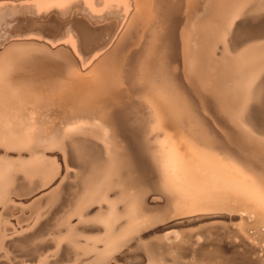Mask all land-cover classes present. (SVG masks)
I'll list each match as a JSON object with an SVG mask.
<instances>
[{
  "label": "rangeland",
  "instance_id": "rangeland-1",
  "mask_svg": "<svg viewBox=\"0 0 264 264\" xmlns=\"http://www.w3.org/2000/svg\"><path fill=\"white\" fill-rule=\"evenodd\" d=\"M141 1H144V6L149 5L148 11L146 6V9H143V6L141 7L143 4H141L139 11L136 12L137 16L142 15L140 13L143 12L144 21L140 16V19L135 17L134 22L131 21V23L127 19L123 25L124 6L119 1H111L104 5L101 0H98L91 7L84 0H75V2H69L70 5L67 3L58 9L56 7L47 10L38 8L39 11L34 6L21 9L0 7V51L10 39L18 36L34 37L36 41L49 47L51 44L69 40L68 37L71 36L69 37L70 42H74L75 50L71 48L72 44L69 41L64 43L61 49L69 53L78 68L77 72L86 74L91 70L86 69V72H82L81 68L87 65L91 56L95 52L99 53L104 50L112 40H114L112 46L118 42L123 28L127 26L125 28L127 31L119 42L120 47L118 48V50L123 49L120 50L122 53L128 48L126 55L124 54L122 58V54L120 52L118 54L116 50L117 54L115 53L114 57L117 58L118 65L116 58L113 57L115 65L119 68L124 67L126 65L124 62L128 64L127 61L130 59L129 57L127 59L129 53L132 54L131 57L140 52V47H142L140 45L143 41L140 38L144 36V30L149 28L146 26L156 24V22L152 23L151 19L156 16L158 10H161L160 5L162 11L167 12L166 9L175 2L171 0L172 4L168 0H140L139 3ZM183 1L176 0V3L179 2V7H181ZM167 3L171 6L168 7ZM154 4H158L156 5L158 9ZM178 4L175 5V9L179 10ZM223 5L222 7L220 3L217 7H220V13H218L220 17L229 7L226 4ZM89 6L93 9L92 12ZM151 6L157 11L154 10L155 8L151 9ZM172 7L170 9H173ZM154 11H156L155 14H153ZM170 13L171 10L168 14ZM176 14L181 16L178 12ZM158 16L155 19L158 20ZM177 16H174L176 20ZM219 16L217 15L218 23L215 21L213 26L205 30L206 36L203 34L194 60L195 81L209 108L207 105L197 104L199 105L197 106L191 101L194 100L192 99L193 94L185 88V82L179 75L182 69L180 71L178 64L181 65V63L177 64V62L180 61L165 59L168 64L164 63V60L162 64L166 65L165 67L161 66L162 64H159V67L153 64V72L156 67L159 68L160 73L164 72L160 74L162 77L158 78L161 79L160 84L162 82L161 85L164 86L166 92L162 90L160 95L170 96V104H163L153 94L150 97L154 103H151L150 98L149 100L146 98L147 96L138 97L139 88H135L138 83L136 79H133L136 86L134 83L132 84L135 87L129 84L131 92L129 89L126 92V100L123 99L124 105L122 102V104L119 103L121 106L116 105L113 111L92 115L89 118L90 122L72 123L91 127H86L84 131L89 134L94 146L103 147V154L100 157L90 152L83 158L77 157L75 161L69 159L63 145L65 129L73 127L72 124L63 128L64 131L61 129L58 144L55 142V146L51 145L50 148L47 143L28 144L29 130L25 125L17 122L21 119L26 120L29 110L23 111V118L20 116L21 119L18 120L4 118L3 139L8 146L5 145L4 149L0 150V156L4 158L3 164L7 162L6 168H3V181L0 182V242L4 247L0 264H85L81 257L86 256L88 251L94 252V255L88 256V264H121V261L116 258L96 261V256L108 252L111 246H117L123 251L122 264H231L238 252L245 255L250 253L253 257L260 259V264H264V259L260 258V253L264 252V214L247 203L242 193L239 192L238 177L224 165L221 153L215 150V147L220 145L216 132L207 131V127L211 130L218 129L222 134L219 137L228 140L237 139L242 135L235 126L232 116L236 110L245 75L248 73L260 75L261 61L256 52L236 58L229 48L219 43L217 29L223 25V19ZM250 16V23L255 33L257 35L264 33V3L255 0L250 5ZM218 18L221 20L218 21ZM137 19L138 22L135 23ZM74 21L96 37L92 43L82 44L81 40L76 37L72 29ZM141 23L142 25L147 23L146 26L143 25L145 28H141ZM147 30L146 32H149ZM135 35L139 36L135 38ZM131 40H134V44L137 42L135 46L131 45ZM128 41L131 42L130 47L127 45ZM124 45L127 47L125 48ZM169 61L173 64L171 65ZM168 65L169 70L166 68ZM103 66H109V63ZM163 68L168 72L174 70L173 75L165 72ZM154 73L157 75L159 72ZM149 74L153 73L149 72ZM174 75L176 78H173ZM170 90L175 93V97ZM168 91L173 95L172 98ZM2 92L5 93L3 86ZM147 93L145 91L144 95ZM132 95H135V98H132ZM57 97L54 95L50 97V100H44V104H47L44 108L49 109L48 116H51L48 119L50 124L61 121H57L61 115H69L68 118L71 120L73 118V116L70 117L71 113L64 115L67 109L64 108V102L57 105L58 110ZM176 97L179 102L183 103H178ZM51 100H53L52 103ZM172 104L180 105L177 107L179 109L177 110ZM4 109H6L4 114L10 110L8 106ZM153 111L159 114L161 131L159 130L158 134L152 129ZM55 112L56 115H53ZM116 113L119 115H115ZM193 116L199 121L196 125ZM183 121L187 122L183 124ZM5 124L7 127L4 126ZM10 129L18 132L15 133ZM20 131L22 137H20ZM154 131L156 134H153ZM7 139H10V142ZM173 149L177 155H185L183 158L185 162L181 163L180 160L172 162ZM43 153L45 156L42 155ZM8 164L12 169L7 168ZM23 167L26 168L23 169ZM154 185H167V191L164 189V192L156 193L152 190ZM147 186L152 190L150 194L147 192L145 195L146 201L143 205H146L147 209H153L157 215L170 209H176V207L182 209L178 210V208L179 212L170 218L166 217L146 227L145 225L139 226L138 232L130 240H126L121 236L124 221H134L142 214H137L132 210L133 195L136 191L146 193ZM154 198L160 201L156 207L154 204L150 205ZM124 207L127 209L125 210ZM100 219L104 221L103 224L90 226L91 222ZM109 224L112 225L111 228L106 227ZM22 239L26 241L24 244L13 242ZM197 240H201L199 241L201 244ZM21 248L25 249V252L18 255V250ZM182 251L186 253L182 254Z\"/></svg>",
  "mask_w": 264,
  "mask_h": 264
},
{
  "label": "bare ground",
  "instance_id": "bare-ground-1",
  "mask_svg": "<svg viewBox=\"0 0 264 264\" xmlns=\"http://www.w3.org/2000/svg\"><path fill=\"white\" fill-rule=\"evenodd\" d=\"M84 1L87 5H90L91 7H93V3L95 1H98V0H84ZM111 1H117V2L119 1L124 6V17H123L122 25L125 23V21L127 19H128V22H130V23H131V21L134 22L135 17L140 19V16H142L141 20H143V17H144L143 12L140 13L142 15L138 14V16L136 15L137 14L136 12L140 8L139 5L143 4L144 1H141L142 3L141 2L139 3L140 0H136V1L101 0V3L105 5ZM168 1H170L172 4H173L172 1H175L172 6H175L176 4L179 3V2L176 3V0H172V1L168 0ZM159 2H161V1H159ZM258 2H260V1L258 0ZM67 3L69 4V0H0V7H3V6L4 7H13V8L17 7V8L21 9L23 7L27 8L29 6H34L35 8H37V10H38V8L39 9L44 8L43 10H47L51 7L52 8L56 7L57 9L61 8L63 5H65ZM145 3H146V1H145ZM134 4H135V6H134ZM158 4H156V5H158ZM181 4H182V2H181ZM218 4L220 5L219 0H184L183 5H181V7H179L180 3L178 4L179 10H178V8L175 9L176 6L173 8L171 5H168V3H167L166 5H168V7L171 6L174 9V10L170 9L171 7H169L168 9H166L167 12L162 11L161 5L159 7L161 10H158L159 12L156 10V8L158 9V6L156 7V5L154 4V6L156 7V8L154 7L155 9L153 8V6H151V9H154L157 11V12L154 11L153 14H155V12H156V16H158V15L160 16V14H161V16L157 17L158 20L155 19L156 16L152 17V19L155 20L154 22L150 17L152 23L156 22L155 25L152 24L153 25L152 29H151V27H152L151 24H150L151 27H150V25L146 26L148 21L145 20V21H147V23L146 24L144 23L143 25H145L146 27H149L151 30H149V28H147L148 30L147 29L144 30L145 33H143L144 34L143 37L145 39L143 37L140 38V39H143L144 42L142 41V43L140 45L142 47L139 46L141 48L139 50L140 52H138L139 54L137 53L138 54L137 55L135 53V54H133L135 57L134 56L130 57V55H132V54L129 53L130 55L129 56L127 55V59H128V57L130 58L127 61L128 64L126 63V61L124 62V64H126V65L123 64L124 67L121 66L122 64L121 65L119 64L122 67V68L120 67L121 69L119 68V66H117L118 65L117 64L118 62L116 61L117 58L114 56H116L115 55V53L117 52L116 50H118V48L120 47L119 42L123 39L124 33L127 31V29H125V28H127V26L126 27L124 26L125 28H123L122 33L118 37V39H120L118 42L114 43V45L112 46V44L114 42V40H112L104 50H102L99 53L95 52L91 56V58H90L91 60L87 63V65H85L81 68L82 72H86L87 70H91L90 72H87L86 74L85 73L79 74V72H77L78 68H77L75 62L72 60L69 53L67 54L61 49V46L65 45L67 43V41H69V43H71L73 45L74 42H72V41L70 42V38H69L71 36L68 37L69 40H66L64 42H60L58 44H51L50 47L44 43L36 41L35 38L31 37V36H18V37L10 39L9 42L0 51V68H2L3 74H4V80H3V85H2L5 89V93L3 94L4 108H5V106H8L10 109L9 111H7L6 114H4V115H8V116H4V118L9 117L10 119L18 120V119L23 118L22 117L23 111L29 110V113L26 114L27 119L26 120L21 119L20 122H17V123L25 125L26 129L29 130L28 136L26 135L28 137L27 138L28 144L30 143V145H31L33 143V144L37 145L38 143H40L39 145H42V143H47L49 145V147L51 145L55 146L54 143L56 142L58 144V142L60 140V136H59V134H61L60 131H62L63 128H65L67 125L69 127V124H72V123L90 122L89 118L92 115L96 116L95 114H103L104 112L110 111L114 107H117L116 105H118L119 103L122 104L123 99L125 98V100H126V97H125V96H127L126 92H128L130 90L129 89L130 86L131 87L136 86L135 83L133 82L134 81L133 79H136L137 83H138V86H136L135 88H137V87L139 88L137 93H140V94L139 95L137 94V96L141 97V98H143L144 96L145 97L147 96L146 98L148 100L150 98V102L154 103V102H152L153 100L150 97L151 94H153V95L157 96V98H159V95H160L162 90L164 91V93L166 92V89H164V86L161 85L162 82L160 84V81H159V80H161L159 78L162 77V75H160V74H162L164 72L162 71V73H160V70L158 68L159 64H162L164 61H165L164 63L168 62L165 59H170V60L173 59L176 62L180 61V62H177V64L181 63V65L178 64L180 71L182 69V71L180 72L179 75L183 79V81L185 82V86H186L185 88L188 89L193 94V96H192L193 98L192 97L191 98L194 99L195 101L194 100H191V101H193V103H196V105L197 104H199L200 106L207 105V107H208V104H207L206 100L203 98V95L200 93L199 88L197 86V83L195 81V74H194V72H195L194 71V64L195 63H194V60H195V56H196L195 52L197 50V46L200 43L201 38L205 35L204 34L205 30L208 29L209 26H211V25L213 26V23L215 21L217 22V15L219 16L218 13H220L219 12L220 7L217 8ZM145 6H144V4L141 5V7L143 9L147 8V11H148L149 5H148V7L146 6V8H145ZM221 6L223 7L224 5L221 4ZM226 6H228V5H226ZM91 7L89 9H91ZM92 10L93 9H91L90 12H92ZM170 10H171V13L169 15L168 13L170 12ZM224 10H226V9L224 8ZM145 11H144V13H145ZM160 11H161V13H160ZM151 12L152 11H150V13ZM162 12H164V13L162 14ZM176 12L181 14V16H177ZM157 13H160V14H157ZM174 16H177V20ZM222 16H223V14H222ZM178 17H180V18H178ZM219 18H222V17L219 16ZM138 19L135 21V23L138 22ZM220 20L221 19H219L218 21H220ZM151 21H149V22H151ZM141 25H142V23L140 24V26ZM143 25L141 28H143V27L145 28V26H143ZM79 26L80 25L75 21L72 24V29L75 32L76 37H78L81 40L82 44L88 45V44L92 43L96 37L93 34H91L90 32L89 33L91 35H89V33H88L89 30L85 29V27L83 28V27H81V26L79 27ZM140 26H137V27H140ZM120 30H121V28H120ZM137 30H139V28ZM146 30L149 32H146ZM119 31H118V33H119ZM139 34H140V32H139ZM206 34L208 35V33H206ZM137 36H139V35H137ZM137 36L135 35V38ZM72 40H73V38H72ZM133 41H132V43L128 41L127 45L129 46V44L131 43V45L135 46V44L137 42L134 44ZM202 42H204V41H202ZM72 45H71V48H73V50H75L74 45L73 46ZM125 45H124V47H125ZM138 45H139V43H138ZM126 49H128V48H126ZM126 49L123 51L124 53H122V51H120L123 49L120 48L118 50V54L120 52L122 54V58H123L124 54L126 55V53H125L127 51ZM119 56H121V55H119ZM113 57H114V59L116 58L115 61H116L117 65L114 64L115 61H114ZM133 58H135V59H133ZM256 59H257V57H256ZM173 60H172V62H173ZM172 62L170 63V61H169V63L171 65L173 64ZM105 63L106 64L109 63V66H103V65H105ZM153 64H155V66L156 65L158 66L154 70V72H156V73L159 72V73H157V75L153 72ZM166 64H168V63H166ZM151 66H152V69H150ZM161 66H163V64ZM165 66H163V67H165ZM168 67H169V65L166 68H168ZM157 69H158V71H157ZM164 69L165 68H163V70ZM167 70H169V68ZM167 70L165 69V72H168ZM149 72L150 73L152 72L153 74L151 75V74H149ZM172 72H174V70ZM172 72H168V74L172 73ZM177 73H179V72H177ZM174 74H176V73H174ZM153 75H155V76H153ZM171 75H173V73ZM150 76H153V77H150ZM154 77H155V79H153ZM177 77H178V74H177ZM173 78H176V76L174 75ZM132 83H134L135 86ZM129 84H131V85L129 86ZM139 84H141L140 85L141 87H139ZM180 89H182V88H180ZM186 89H184V91H186ZM133 91L135 93V90H133ZM145 91L148 92L147 95H144ZM130 92H131V90H130ZM170 92H172V90H170ZM170 92L168 93L169 95H171ZM182 92L183 91H181V93ZM172 94L175 97V93L172 92ZM54 95L56 97L58 96L57 97L58 99H56V100L59 101V102L58 101L56 102L54 100L55 97L52 98L54 100V102L57 103V104L55 103L56 106L61 105L60 103L64 102L63 103L65 105L64 108L65 109L67 108L66 112H64V115H66V113H71L70 117L73 116L72 120H71V118H68L69 115H67V116L61 115V117H59L60 119L56 117L57 121H59V120H61V121L54 122L52 124L48 123L49 122L48 119L51 116L50 117L48 116V110L49 109L47 110L44 108V106L47 105V104L46 105L44 104V100H47V99L50 100V97H53ZM173 95H171V98ZM130 96H131V94H130ZM134 96L132 95V98ZM187 97H188V95H187ZM169 98H170V96H169ZM181 98H183V97H181ZM53 100H51V103L53 102ZM176 100H177V97H176ZM172 101H173V99H172ZM185 102H186V100H185ZM49 103H50V101H49ZM124 103L125 102H123L122 105H124ZM178 103H183V102L178 101ZM77 104H79V105H77ZM121 104H119L118 107H120ZM176 104H172V105L176 106ZM199 105H197V106H199ZM48 106H50V105H48ZM177 107H180V105L176 106V109H177ZM57 108L59 110L58 106H57ZM182 108H184V107H182ZM4 110H6V109H4ZM55 110H57V109H55ZM51 111H53L52 108H51ZM67 111H69V112H67ZM182 112L183 111L181 110L180 113L182 114ZM152 114H153L152 129L156 130V133L158 134L159 130H160L159 129L160 125H159V120H158L159 114L155 111H153ZM181 114H179V115H181ZM53 115H56V112ZM20 116H21V118H20ZM99 117H101V115ZM193 117L195 118L194 123L196 125V123H198L199 121L197 120V118L195 116H193ZM96 118H98V116ZM172 118H173V116H172ZM5 122H8V120H5ZM186 122L187 121H183V124H185ZM93 123H96V122H93ZM6 124H8V123H6ZM6 124L4 125L5 127H7ZM48 124H49V126H48ZM89 125H91V124H89ZM16 126H18V125H16ZM11 128H12V126H11ZM21 128H22V126H21ZM87 128H91V127H87ZM17 129H19V128L17 127ZM177 129L178 128H176V130ZM65 130H67V129H65ZM6 131L8 132V129ZM11 131H13V129ZM24 131H26V130H24ZM207 131H209L211 133L216 132V137L222 135L221 132L218 131V129H215V130L212 129L211 130V129H209V127H207ZM13 132H15V130ZM16 132H18V131H16ZM203 132H205V131H203ZM156 133L154 131L153 134H156ZM5 134H6V132H5ZM14 134L12 135V138H13ZM21 134H22V132L20 133V135ZM17 135H18V133H17ZM6 137L9 138V136H6ZM20 137H22V135ZM20 139H22V138H20ZM174 141H176V140H174ZM4 143H5V141H4ZM7 144L5 143V145H7ZM24 144H26V142ZM187 144H188V142H187ZM9 146H10V144H9ZM175 146H176V144H175ZM34 147H32V148H34ZM49 147H47V148H49ZM41 148H43V147H41ZM185 148H187V147H185ZM22 149H24V148H22ZM102 149H103V147L101 148V146L95 145L91 152H94L98 157H100L103 154ZM29 151H33V150L31 149ZM180 151H182V150H180ZM37 153H38V151H37ZM26 154H28V152H26ZM42 155H44V153ZM171 155H172L171 156L172 162L173 161L177 162L178 160H180L181 163L185 162V160L183 159L185 155H177V152L174 149L172 150ZM19 156H20V154H19ZM8 162H10V161H8ZM33 162L35 163L36 161H33ZM39 162L40 161H38V163ZM47 162H49V161H47ZM10 164L12 165V163H10ZM5 165H7V162L6 163L4 162V164H3L4 169L6 168ZM19 165L22 166V164H20V162H19ZM9 167L12 169V167L10 165L7 166L8 169H9ZM40 167H42L41 164H40ZM24 168H26V167H23V169ZM35 169H38V168H35ZM33 171H35V170H33ZM139 178L141 179V177H139ZM6 180H8V179L6 178ZM140 181H142V180H140ZM137 183H138V181H137ZM166 186L165 185H162V186L154 185V188H152V190L156 193L164 192V189L167 191ZM145 190H146V193H144L143 191H140V192L136 191V193L133 192L134 193V195H133L134 201H133L132 210L134 212H136L137 214H139V213H142V214H141V216L139 215L140 217H137L134 220L135 223L132 220H126V221H124L125 223L123 222L124 225L122 228L121 236L125 237L126 240L127 239L130 240L136 234V232H138L139 226L145 225V227H146V226H149L151 224H154V222H157L159 220H163L166 217L170 218V217L174 216V214H177V212H179L178 210L182 209L181 207H176V209H170V210H168L165 213H162L160 215H157V213L155 214L153 212V209H147L145 207L146 205H143V203L146 201L145 195L147 194V192L151 193V191H152L150 189V187H148V186H147V189H145ZM159 198L161 199L162 197H159ZM164 200L165 199L163 198V201ZM166 201H168V199ZM151 202L152 203L150 205L153 206L152 204H154L155 207H156V204H158V202L160 203L159 199H157V198L152 199ZM125 204H126V202H125ZM125 204H124V206H125ZM125 208L127 209V207H124V209ZM183 209H184V207H183ZM144 214H149V215L145 216ZM233 218H234V216H233ZM192 220H194V219H192ZM195 220H197V219H195ZM201 220H203V219H201ZM180 223H182V222H180ZM189 223H191V222H189ZM250 225H251V223H250ZM161 226H163V225H161ZM176 226H178V225H176ZM144 232H146V231H144ZM199 241H201V240H199ZM205 244H206V242H205ZM112 248H117V246H115V247L111 246V248L108 249V251H110ZM198 248H199V246H198ZM190 250H191V248H190ZM182 252H183L182 254H184V252L186 253V251H182ZM196 255H197V253H196ZM106 259H107V257L105 256V253H103L102 255L96 256V261L98 260V262L104 261Z\"/></svg>",
  "mask_w": 264,
  "mask_h": 264
},
{
  "label": "snow or ice",
  "instance_id": "snow-or-ice-1",
  "mask_svg": "<svg viewBox=\"0 0 264 264\" xmlns=\"http://www.w3.org/2000/svg\"><path fill=\"white\" fill-rule=\"evenodd\" d=\"M69 2H75V0H69ZM219 2L229 7L222 16V27L217 29V40L224 47L229 48L236 58L253 52L258 53L261 61V74L248 73L243 79L236 110L232 116L235 126L242 135L232 140L218 136L220 145L216 146L215 150L221 153L224 165L238 177V190L247 203L264 214V33L257 35L250 23V5L255 0H219ZM260 2L264 3V0ZM3 80L4 74L0 68V150L5 147ZM159 100L165 105L171 103L166 95H159ZM86 127L89 126L74 124L66 130L63 147L72 161H75L77 157L87 156L94 148L91 137L83 130ZM3 160L4 158L0 156V182L3 181ZM103 223L104 221L100 219L91 222L90 226ZM106 227L111 228L112 225L109 224ZM13 242L24 244L26 241L22 239ZM3 252L4 247L0 242V260L3 259ZM24 252L25 249L21 248L17 254ZM92 255L94 252L88 251L87 255L82 256L81 259L88 264V256ZM122 255L123 251L118 248H112L105 253L107 258H116L121 261V264ZM260 258L264 259V252L260 253ZM231 264H260V259L253 257L250 253L245 255L238 252Z\"/></svg>",
  "mask_w": 264,
  "mask_h": 264
}]
</instances>
